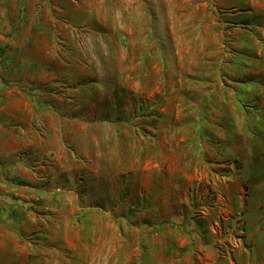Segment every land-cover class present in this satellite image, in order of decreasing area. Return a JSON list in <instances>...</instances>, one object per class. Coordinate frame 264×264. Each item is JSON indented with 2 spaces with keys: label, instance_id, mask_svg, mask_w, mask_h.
Masks as SVG:
<instances>
[{
  "label": "rangeland",
  "instance_id": "obj_1",
  "mask_svg": "<svg viewBox=\"0 0 264 264\" xmlns=\"http://www.w3.org/2000/svg\"><path fill=\"white\" fill-rule=\"evenodd\" d=\"M46 6L20 46L44 80L35 143L0 172V264H259L264 25L218 0Z\"/></svg>",
  "mask_w": 264,
  "mask_h": 264
},
{
  "label": "crops",
  "instance_id": "obj_2",
  "mask_svg": "<svg viewBox=\"0 0 264 264\" xmlns=\"http://www.w3.org/2000/svg\"><path fill=\"white\" fill-rule=\"evenodd\" d=\"M48 1L50 0H0V172L12 169L18 151L35 143L29 132H34L32 120L38 117L34 114L37 107L36 97H28L26 90L33 86L34 91L38 92L44 80L41 61L43 51L40 46H35L34 50H25L21 54L20 46L21 42H34L38 45L37 43L43 40L42 28L46 24L43 14L47 10ZM218 2L224 9L235 12L237 17L244 16L241 20L245 25H264V0H237V3L236 0H218ZM33 14L37 18L36 23L34 19L32 20ZM26 17L30 18L28 22L30 32L19 34L18 29ZM34 25L38 26L36 32H32ZM246 52L249 50L246 49L244 54ZM253 63L246 65L252 69L255 66ZM262 69L264 72V66ZM259 72L261 74V71ZM260 106L263 107L259 112L260 120H263L264 101ZM4 183V177L0 174V187ZM259 200V206L263 205L264 197ZM250 233L247 232L249 239ZM263 251L264 248L258 253L259 256L257 255L259 264H264Z\"/></svg>",
  "mask_w": 264,
  "mask_h": 264
}]
</instances>
